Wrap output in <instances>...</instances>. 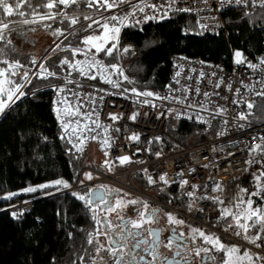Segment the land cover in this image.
Listing matches in <instances>:
<instances>
[{
	"label": "built area",
	"instance_id": "1",
	"mask_svg": "<svg viewBox=\"0 0 264 264\" xmlns=\"http://www.w3.org/2000/svg\"><path fill=\"white\" fill-rule=\"evenodd\" d=\"M135 4H140L141 7L154 4L156 10L145 7L143 13L137 11L135 17L126 21L128 25L144 26L160 19L165 12L187 7L196 16L199 26L211 34H220L227 30L223 12L235 6L221 9L220 0H207V3L205 0H178V3L169 8L168 0H129V3L120 8L109 11L101 9L93 18L101 19V12L104 17L131 13V6ZM145 16H155L156 19L145 21ZM137 20L140 23L137 24ZM261 58H264V53ZM85 59V56L77 55L70 60L75 63ZM236 59L234 55L231 62L226 63L175 55L172 59L170 81L162 88L149 91L167 99L138 96L122 84L121 77L116 74L109 75L108 78L118 81L119 88L104 82L99 74L95 80L87 79L65 65L66 72L60 75V80L54 85L55 89L64 87L65 91L57 94L54 90L53 113L61 125L69 123L68 129L64 130L75 153L82 155L89 150L93 160L92 165L79 171L75 183L66 190L76 193L84 191L85 194L90 189L100 188V185L119 190L146 202L150 207L165 208L183 220L184 224L205 228L243 249H250L254 257H264L263 249L248 244L243 235H235L239 229H228V224L232 223L231 217L225 221L220 215L225 207L235 211L233 206L238 197L242 196L247 200L250 193L256 192V177L262 172L263 163H257L261 156L250 153L249 149L260 143L259 139L254 138L264 136V122H255L249 118L247 121L237 120V113L246 109L244 105L238 107L232 104V100L247 92L243 85H254L257 91L264 89V65L252 69L247 66V62L251 61L244 58L245 63L237 64ZM260 59L251 63L259 64ZM177 72L180 73L179 76L176 75ZM89 74H96L95 70ZM66 80L74 83H66ZM217 84L220 86L216 87ZM228 85H231V90ZM125 88L129 91L124 92ZM197 88L199 95L195 91ZM237 88L240 89L239 94L236 93ZM205 92L210 95L205 97ZM248 98L256 99L251 93ZM178 99L184 100V103H179ZM65 100L67 103H62ZM199 103L206 104L209 112L217 105L226 107L228 111L223 116L212 119L209 112L202 111L197 106ZM69 104L73 111L79 108V114H67L65 110L69 108ZM189 104L193 107H188ZM110 114L118 116L119 119L112 120ZM133 114H137L135 119H132ZM171 118L201 127L204 130L203 140L193 144L175 139L173 145L165 150L166 143L163 138L169 134ZM200 118L211 122L201 123ZM224 120L228 124L225 125ZM97 124L100 125L99 128L96 127ZM240 124L245 126L241 128L238 126ZM73 129H76L75 133ZM222 131L224 134L219 135ZM93 136L96 137L95 140L91 139ZM133 136H138L139 139L133 140ZM106 138L110 146L103 145ZM81 140L84 141L83 145ZM81 146L83 151L78 150ZM105 152L108 153L107 156ZM157 152L161 153L159 157L156 156ZM123 156L130 157L131 162L121 165L117 158ZM105 160L113 165L111 171L105 166ZM247 161L252 163H246ZM86 173H90L93 178L86 179ZM163 174H166L167 184L160 180ZM149 176L154 183H148ZM183 180L188 183L181 187ZM217 183L222 186V190H214ZM241 189H247V192H241ZM159 192H169L172 197L184 200L186 208L157 196ZM188 192H193L194 196H188ZM209 197H219L224 203L220 204ZM99 205H94L97 214ZM32 207V200H20L8 210L17 213V218H21ZM218 222H221L220 226Z\"/></svg>",
	"mask_w": 264,
	"mask_h": 264
},
{
	"label": "trees",
	"instance_id": "2",
	"mask_svg": "<svg viewBox=\"0 0 264 264\" xmlns=\"http://www.w3.org/2000/svg\"><path fill=\"white\" fill-rule=\"evenodd\" d=\"M67 11L71 14L73 9ZM75 11L81 16V22L75 26L76 29L88 23L82 19L84 15L94 17L97 13L95 8L90 9L83 2ZM245 12L248 13L247 16L244 15ZM4 18L17 21L23 19L15 16ZM223 18L227 30L220 34H211L201 29L193 13L172 11L167 13L166 18L157 19L144 26L122 27L119 32L118 51L114 50V56L100 53L97 58L106 65L119 64L124 74L135 81L128 83L121 78L122 84L129 89L136 88L138 92L164 87L170 81L172 59L175 55L230 63L235 52L239 51L243 58L251 62L259 60L264 53V10L259 6L252 7L251 4L247 7L232 6L223 12ZM50 22L52 29L66 27L59 21ZM38 26L40 24L25 26L17 23L14 34L22 38L18 34L21 30L26 32L29 27ZM101 30L96 28L95 31H80L68 35L67 40L63 36L56 38L47 53L36 59V66L30 63V53L20 50L14 41L18 51L9 52L7 57H3L19 60L30 69L31 83L22 89L25 95L11 103V107L0 115V264H73V261L80 264L79 257L82 255L85 257L84 264L90 261L84 251H92V246L86 243L87 234L99 227L92 219L93 213L85 207L83 201L72 195L74 191L66 190L69 188L40 189L38 186L62 178L71 187L79 171L93 164L89 150L82 155L75 153L63 126L53 113L54 85L67 68L57 65L65 57H74L70 51L51 50L60 41H64L62 48L68 46L69 42L72 47L82 48L80 38ZM124 48L130 50L125 53ZM49 56L51 58L46 63L51 66L50 70L57 72V77L38 79L33 74L39 70V63L45 62V57ZM12 79L25 83L19 76ZM255 100L257 107L248 118L255 122H264V102L260 97ZM168 130L169 134L163 138L166 143L165 150L173 145L175 139L194 144L204 138L201 127L184 120L171 118ZM261 171L264 172V161ZM260 183H264V178H261ZM28 187H36L37 191H23ZM10 193L17 195L5 199ZM77 193L83 195L84 191ZM157 196L186 208L184 200L172 197L169 192H159ZM262 196L263 194L256 197L260 207ZM20 200H32L33 207L21 218H14L8 209ZM96 215L101 219L99 212ZM217 224L220 226L221 222ZM255 231L253 229L250 235L255 234ZM69 233H72V238H69ZM258 243L262 244L259 248L264 250V242Z\"/></svg>",
	"mask_w": 264,
	"mask_h": 264
},
{
	"label": "snow or ice",
	"instance_id": "3",
	"mask_svg": "<svg viewBox=\"0 0 264 264\" xmlns=\"http://www.w3.org/2000/svg\"><path fill=\"white\" fill-rule=\"evenodd\" d=\"M82 2L86 4L88 8H95L97 12H100L101 9L109 11L120 8L122 5L129 3V0H35V3L33 0H0V65H5V67H0V115L4 114L6 109L11 107V103H14L15 100H18L25 95L22 89L26 86V84L31 83V79L29 78L30 69H27L19 60H9L7 58H3L7 57L9 52L18 51L10 38L12 33L17 31V23L25 26L40 24L45 30L51 29V34L54 37L59 38L63 36L65 40H67L68 35H74L80 31L88 32L89 30L95 31L96 28L102 29V34L83 36L80 40V44L84 45L83 48L79 46L72 47L71 42H69L68 46L62 48L61 45L64 41L56 43L55 47L51 50L52 52L70 51L72 57L83 55L86 58L85 60L75 61V63H73L68 57H65L59 60V64L57 66L62 67L67 65L76 71L80 76L91 80L97 79V74H99L104 82L111 84L114 88H119L120 83L116 80L108 78V76L112 74L118 75L128 83L135 82L124 74V70L119 64L110 63L106 65L102 60H99L96 57L100 53H104L105 56H114V50L118 51L119 32L121 27L129 26L126 21H128L130 17H135L137 11L143 13L145 11V7H151L153 10H156V5L152 4L141 7L140 4H135L131 6V13H125L121 16L111 15L104 17L101 12V19H94L91 15H84L82 19L84 21H88V23L86 25L82 24L79 29H76L75 26L81 22V16L76 14L75 9L78 8ZM141 2H143V0H141ZM176 3H178V0H168V7L171 8ZM205 3H207V0H205ZM220 4L221 9L225 6L235 5L247 7L251 4L252 7H256L258 5L262 10H264V0H220ZM68 9H73L71 14L67 11ZM174 10L182 13L191 11V9L187 7H179ZM244 15L247 16L248 13L245 12ZM14 16L22 17L23 19L17 21L14 19L4 18H12ZM166 17L167 13L165 12L160 18L163 19ZM143 19L147 21L150 19H156V17L145 16ZM45 21H59V23L65 24L66 27L64 29H52V25L45 23ZM136 23L138 24L140 21L137 20ZM35 31V27H29L26 32H21L20 35H22L25 40H28L27 33ZM109 44L110 46H108ZM93 49L95 51H93ZM129 50V48H124L123 52L127 53ZM89 53H91L90 58ZM234 55L237 58L235 61L237 64L245 63V59L243 58V54L241 52L237 51ZM50 58V56L45 57V62L39 63V70L33 74L38 79L57 77V72L50 70L51 66L46 63V61ZM30 63L33 66H36L37 60L32 58ZM261 65H264V58L260 59L259 64L247 62V66L252 69L260 68ZM109 69H111V72H109ZM93 70H95L96 74L90 75L89 73H92ZM176 75L179 76L180 73L177 72ZM16 76H19L20 80L25 81V83H20L18 80L12 79V77ZM201 76H203V73H201ZM66 83H74V81L66 80ZM219 86V84L216 85V87ZM243 86L247 89V92L244 95L239 96V98L233 99L232 104L237 105L238 107L240 105H244L246 111L237 113L235 118L237 120L247 121L248 117L253 114L252 110L257 107V101L255 99H249L248 94L251 93L254 97H260L261 101L264 102V89L257 91L254 85ZM228 88L231 90V85H228ZM55 90L57 91V94H60L65 91V88L56 87ZM123 91L127 92L129 89L125 88ZM130 91L138 96H156L157 99H167V97H160L149 91L138 92L136 88H132ZM195 91L197 95L200 94L198 88ZM236 93H240L239 88L236 89ZM203 95L208 97L210 94L205 92ZM216 95H218V93H216ZM101 99H103V97H101ZM185 99H187V97H185ZM178 102L184 103V100L178 99ZM62 103H67V101H62ZM144 103L151 102L144 101ZM197 106L202 111L209 112L206 104L199 103ZM188 107H193V105L189 104ZM57 111L59 118V110ZM65 111L69 115L79 114V108H75L73 111L71 104H69V108ZM227 111L228 109L226 107L217 105L209 112V114L211 118L214 119L216 116H223ZM136 115L137 114H133L132 119H135ZM110 116L112 120L119 119L116 115L110 114ZM200 122L210 124L211 121L200 118ZM223 123L226 125L228 124V121L224 120ZM77 124H79V121H77ZM62 126L65 130H67L69 123H63ZM238 126L243 128L245 125L240 124ZM84 127H87V125ZM96 127L99 128L100 125L97 124ZM75 131L76 129H73L74 133ZM105 131H107V129H105ZM223 134V131L219 133V135ZM91 139L95 140L96 137L93 136ZM132 139L138 140L139 137L133 136ZM156 139L159 140V137ZM254 139H259L260 143L256 144L254 148H250L249 151L250 153H257L261 156V160L257 161V163H260L264 161V136ZM80 143L83 145L84 141L81 140ZM103 145L110 146L107 138L103 141ZM78 150L83 151V147L81 146ZM107 155L108 153L105 152V156ZM160 155V152L156 153L157 157ZM117 159L121 165L131 162L130 157L128 156L118 157ZM246 163L250 164L252 161H247ZM104 164L109 171L112 170L113 165L108 160H105ZM85 177L88 180L93 178L90 173H86ZM261 178H264V172H261L260 175L256 177L258 182V191L250 193L247 200H245L242 196L238 197L233 206L235 211L233 208L225 207L220 213L221 217L225 221L231 217L232 223L228 224V229H232L233 227L239 229V231L235 232V235H243L245 240L255 245L257 248L262 246V244L258 243V241L264 242V208L253 207L254 201L251 197L264 194V183H260ZM160 180L165 184L168 183L166 174L161 175ZM148 183H154L150 176L148 177ZM187 183V180L181 181V187ZM38 187L40 189L55 187L59 190L60 187L69 188L70 185L62 178H58L49 183L39 185ZM99 187L105 189L103 194H96L94 189L88 190V192L83 195L76 192L72 193L74 197L84 202L85 207L93 213L92 219L95 221L96 225L99 226L87 234L86 243L89 246H92V251L88 252L87 249L84 251L88 255L91 264H192L195 257H200L204 264H206L207 260L215 259L214 256L208 255L213 249L224 254L222 264H256V261L264 260V257H254L248 250H244L241 254V250L238 246L225 245L221 242L219 237L212 234H206L197 228H193L192 232L198 235L203 240L204 244L211 245V249L208 247H193L187 250V252L192 254L189 256L187 252L182 251V249L186 248V245L178 243V241L183 240L185 235L184 233L176 235L175 230L173 229V235L169 236L167 241H164L161 239L160 229L152 228L150 226L145 227V224L151 225L159 220V210H149V206L146 202L135 199L125 202L123 197H120L115 199V201H109L106 197L110 195L112 191L119 190H112L104 185H100ZM214 190H222V186L217 183ZM23 191L35 192L37 191V188L28 187ZM241 192H247V189H241ZM13 195H17V193H10L4 198L11 199ZM187 195L192 197L194 196V193L188 192ZM209 199H213L215 202L220 204L224 203V201L219 197H209ZM99 204L104 205V210L107 213H116L117 217L121 220V223L119 225H113L112 222L106 218L98 219L96 215V207H94V205ZM137 204H140L144 211H138L135 219H126L123 215H121L123 208L128 205ZM189 208L191 209V204L189 205ZM57 214L59 215L60 213ZM12 215L14 218H17V213H12ZM20 215L22 216V214ZM166 216L168 223L171 225H181L184 223L183 220L176 218L171 213H166ZM253 229L256 230L255 234L250 235V232ZM68 235L69 238H72V233H69ZM100 236L105 238L104 241L99 239ZM149 237H151V239H149ZM193 243H195L194 240ZM174 244H176V251L173 256L161 257L159 248L163 246L171 249ZM141 252L150 256L151 260H147L145 255H141ZM102 253H107L108 259H105ZM201 253L204 255L201 256ZM177 257H179V259H177ZM79 260L80 264H84L85 257L82 255L79 257ZM73 264H76V262L73 261Z\"/></svg>",
	"mask_w": 264,
	"mask_h": 264
},
{
	"label": "flooded vegetation",
	"instance_id": "4",
	"mask_svg": "<svg viewBox=\"0 0 264 264\" xmlns=\"http://www.w3.org/2000/svg\"><path fill=\"white\" fill-rule=\"evenodd\" d=\"M126 193L120 192V191H112L110 195H108L106 198L109 201H115V199L123 197L124 201H128V200H138V201H142L140 199H136L131 197L130 195H125ZM178 199V197H176ZM143 202V201H142ZM152 209H156L159 210V220L151 225H147L145 224V227H152V228H158L161 230L160 232V236L161 239H163L164 241H167V239L169 238V236L173 235V229L175 230V234L179 235V233H184V238L182 241H178V243H183L184 245H186L185 249H182V251L187 252L188 249H191L193 247H208L211 249V245H206L203 243V240L196 234H194L192 232L193 228H197L193 225H189V224H181V225H171L168 223L167 221V216L166 213H171L172 212L166 210L165 208L162 207H150L149 206V210ZM138 211H144V209L142 208V206L140 204L137 205H128L127 207L123 208L121 215H123L126 219L127 218H133L135 219L137 217V213ZM99 215L101 217V219H108L112 222L113 225H119L121 223V220L117 217L116 213H107L104 210V205L100 204L99 205ZM174 215V214H173ZM175 216V215H174ZM176 217V216H175ZM177 218V217H176ZM197 229L202 230L203 232H205L206 234L209 233V231H207L205 228H200L198 227ZM99 239L101 241H104V237L100 236ZM149 239H151V237H149ZM193 240L195 241V243H193ZM220 240L222 243H224L225 245H235L238 246L239 249L241 250V254L243 253V251L245 249H242L239 245H237L236 243H232L230 241H227L225 239H223L222 237H220ZM176 251V244H174L172 246L171 249L166 248L161 246L159 248V253L161 255V257L167 256V257H171L173 256V254ZM187 254L189 256H191L192 254L190 252H187ZM102 255H104L105 259H108L107 257V253H102ZM141 255H145L144 253L141 252ZM204 254L201 253V256H203ZM210 256H214L215 259L214 260H207L206 264H222V261L224 259V254L222 252H218L216 250H211L209 252ZM145 258L147 260H151L150 256L145 255ZM177 259H179V257H177ZM87 264H91V261H88ZM192 264H204V262L201 260L200 257H195L192 261ZM256 264H264V260H259L256 261Z\"/></svg>",
	"mask_w": 264,
	"mask_h": 264
},
{
	"label": "rangeland",
	"instance_id": "5",
	"mask_svg": "<svg viewBox=\"0 0 264 264\" xmlns=\"http://www.w3.org/2000/svg\"><path fill=\"white\" fill-rule=\"evenodd\" d=\"M45 23H48V24H51L50 21H45ZM36 28V31L35 32H28L27 35H28V40H24L21 38V36H18L16 35L15 36V32L12 33L11 35V39L12 41L15 42V44L18 46V48L20 50H25L26 52L30 53V55L32 56V58H35L37 59L38 57H40L42 54H46L48 49L54 44V41H56L55 39L57 37H54L52 34H51V30H45L41 25L38 26V27H35ZM21 32H23V30H21L18 34H20ZM99 34H102V30L99 32V33H89V34H86V35H99ZM81 40V38H80ZM84 47V45H82V48ZM256 192L258 191V183L256 181ZM257 196H253V201H254V204H253V207H260L258 206L257 204ZM256 198V200H255ZM261 208H264V194L262 196V206ZM208 234H212L216 237H219L218 235L214 234V233H211L209 232ZM246 242L250 245H253L251 243H249L247 240ZM234 243V242H232ZM255 246V245H253ZM245 250H248L251 252L250 249H245Z\"/></svg>",
	"mask_w": 264,
	"mask_h": 264
},
{
	"label": "water",
	"instance_id": "6",
	"mask_svg": "<svg viewBox=\"0 0 264 264\" xmlns=\"http://www.w3.org/2000/svg\"><path fill=\"white\" fill-rule=\"evenodd\" d=\"M96 194H103L105 191L102 188L94 189Z\"/></svg>",
	"mask_w": 264,
	"mask_h": 264
},
{
	"label": "crops",
	"instance_id": "7",
	"mask_svg": "<svg viewBox=\"0 0 264 264\" xmlns=\"http://www.w3.org/2000/svg\"><path fill=\"white\" fill-rule=\"evenodd\" d=\"M257 181V180H256ZM258 183V182H257Z\"/></svg>",
	"mask_w": 264,
	"mask_h": 264
},
{
	"label": "bare ground",
	"instance_id": "8",
	"mask_svg": "<svg viewBox=\"0 0 264 264\" xmlns=\"http://www.w3.org/2000/svg\"><path fill=\"white\" fill-rule=\"evenodd\" d=\"M202 29V28H201Z\"/></svg>",
	"mask_w": 264,
	"mask_h": 264
}]
</instances>
